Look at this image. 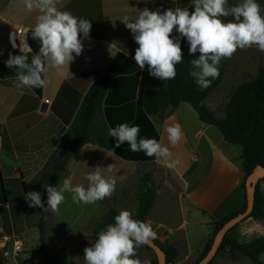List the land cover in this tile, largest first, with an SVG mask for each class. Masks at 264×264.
<instances>
[{
  "label": "crops",
  "instance_id": "0c3cea01",
  "mask_svg": "<svg viewBox=\"0 0 264 264\" xmlns=\"http://www.w3.org/2000/svg\"><path fill=\"white\" fill-rule=\"evenodd\" d=\"M187 1L190 0H57L58 10L90 20V39L83 41L84 50L80 56L73 54L69 68L66 65L61 71L49 69L43 88H17V77L0 80L1 193L2 179L21 178L27 184L47 167L49 157L74 120L85 93L98 74L105 71L110 73L111 84L102 104V116L100 112L95 114V118H99L95 126L106 138L102 139L105 143H116L115 138L108 136L106 127L132 124L144 71L132 58L138 45L121 22L126 16L135 21L138 11L144 8L163 11L175 9L179 3L183 7ZM40 14L37 9L26 10L23 0H3L0 22L6 25V30L0 38V49L12 50L6 39L12 27L26 30V43L30 47L28 34ZM19 45L20 51L33 55L24 41ZM42 103L46 104L44 112H40ZM168 110L162 119L158 114L148 117L158 132V141L172 154L169 158L147 157L143 152L128 150V146L117 148L115 143L111 149L85 144L77 151L60 175L57 187L63 179L70 178L73 186L87 188L89 182L85 176L99 171L106 179L114 180L115 191L92 206L81 204L64 225H58L53 212L47 211L45 222L53 227V231L47 227L49 234H60L61 240L65 236L88 240L93 227L109 208L115 209L117 214L127 210L134 218L138 179L150 173L156 182L152 174L155 168L172 174L177 188L156 182L160 189L146 223L154 231L155 239L174 246L177 251L175 264H181L184 257L191 255L193 241L198 239L197 235L193 237L194 230L205 229L198 239L203 245V237H208L211 223L242 207L241 151L235 153L215 127L198 119L189 104L182 103ZM174 124H179L182 130V139L175 146L168 141L166 132L167 127ZM108 165H114L113 172L104 169ZM70 198L71 193L66 192L65 199Z\"/></svg>",
  "mask_w": 264,
  "mask_h": 264
},
{
  "label": "clouds",
  "instance_id": "9594fccd",
  "mask_svg": "<svg viewBox=\"0 0 264 264\" xmlns=\"http://www.w3.org/2000/svg\"><path fill=\"white\" fill-rule=\"evenodd\" d=\"M57 0H23L29 12L37 9L41 14L31 31L33 40L40 42L39 51L32 55H12L9 53L5 65L17 75V88H43L49 69L61 71L73 61L75 54L80 56L84 50L83 41L90 39L92 24L90 20L76 17L69 11L58 10ZM189 7L194 11H189ZM189 7L151 11L148 8L138 11L135 21L126 16L121 22L131 31L138 45L132 57L139 69L147 66L153 78L162 81L174 79L176 65L182 62L181 41L188 45V54L199 53L198 58L190 60V77L200 90L211 87L220 75L222 59L231 58L238 49L253 46L264 51V9L257 0H238L233 6L229 0H190ZM223 17H231L225 22ZM10 34L12 47L16 48V39ZM24 46L31 51L23 36ZM21 50V46H20ZM140 126L121 123L110 127L108 136L115 138V147L128 145L132 152H143L147 157L169 158L172 154L155 138L140 137ZM171 145H177L182 139L179 124L166 129ZM139 137V138H138ZM106 169L113 172L114 165ZM89 186H73L70 178L62 184L44 186L47 193V207H44L41 193L30 191L24 200L33 208L57 212L65 201V193H71V199L77 206L93 205L110 197L115 191V182L106 179L99 171L85 176ZM113 223L97 234L95 243L84 249L83 264H140L133 259L135 249L149 244L155 239V233L145 222L135 220L127 210H122L113 218Z\"/></svg>",
  "mask_w": 264,
  "mask_h": 264
},
{
  "label": "trees",
  "instance_id": "16d2710c",
  "mask_svg": "<svg viewBox=\"0 0 264 264\" xmlns=\"http://www.w3.org/2000/svg\"><path fill=\"white\" fill-rule=\"evenodd\" d=\"M189 11H194V9L189 7ZM28 40L33 54L37 53L40 42L32 39L31 32L28 34ZM181 51L182 62L175 66L176 76L174 79L162 81L158 78H153L149 75L147 66L145 67L136 102V114L131 125L140 126V137L158 140V132L151 124L148 116L158 114L159 118L162 119L164 110L167 108L173 110L180 104L186 103L195 111L201 122L213 126L219 131L225 143L239 146L241 149L243 180L240 188L243 191L242 207L211 223L213 226L212 236L206 241L199 257L192 263L196 264L210 249L213 237L218 230L227 221L244 212L246 209L245 181L257 166L264 168V67L258 68L253 80L240 84L232 92L225 106L223 117L216 118L215 113L207 107L206 101L210 94L221 84L229 58L222 59L219 66L220 75L212 82L211 87L200 90L189 75L191 70L190 60L198 58L200 54L189 55L188 45L184 41H181ZM9 53L12 55H27L29 61L32 57V54L18 50L6 51L0 49V80L17 77L16 73L5 65ZM110 84V73L108 71L100 72L85 93L74 120L66 130L58 148L49 157L47 167L37 176L41 183L39 192L45 208L47 207V193L44 186H57L60 175L64 172L68 161L79 149L85 144H94L109 149L113 147L114 141L111 144H107L102 139L90 134L95 114L100 112L102 116V104ZM104 125L106 126L105 122ZM106 130L108 131L109 128L106 127ZM1 136L2 132L0 129ZM122 146L128 145L125 143ZM49 165L52 167L51 171H47ZM37 178L27 184L21 178L2 179L4 197L0 189V226L5 236L19 235L25 230L27 212L31 207L23 197L30 192L29 187L35 183ZM159 189V184L154 181L150 173H144L139 177L135 194L137 201L135 220L146 223ZM37 213L39 215L37 222L38 251L43 258V264H49L50 259H48L45 251V216L47 211L37 207ZM116 215H118L116 210L109 208L103 219L95 224L92 234L93 243H95L97 234L105 229L107 225L114 222L113 218ZM249 217L253 220L264 219V197L258 185H256L254 194L253 210ZM236 227L237 225L234 228ZM234 228L225 235L215 257L221 253H226L231 261H236L242 256L248 259L251 264H264L260 259L261 254L264 253V236L241 243L231 235ZM152 241L164 252L166 263L175 264L177 251L174 246L168 243H161L157 239ZM143 247L151 250L145 245ZM213 261L214 259L209 264H213ZM0 264H3L1 257ZM151 264H157L156 257L153 258Z\"/></svg>",
  "mask_w": 264,
  "mask_h": 264
},
{
  "label": "rangeland",
  "instance_id": "374dc122",
  "mask_svg": "<svg viewBox=\"0 0 264 264\" xmlns=\"http://www.w3.org/2000/svg\"><path fill=\"white\" fill-rule=\"evenodd\" d=\"M3 0H0V5ZM238 0H229V5H235ZM257 3L260 4L261 8L264 9V0H257ZM190 4V1L183 3V7ZM182 3H179V7ZM225 22L231 20V17H223ZM6 30V25L0 22V38L3 36V32ZM260 67H264V51H260L258 47L253 46L247 49H238L231 58H229L225 73L219 87L212 93L207 99V105L209 109H211L216 118H222L224 115V109L226 104L228 103L232 92L242 83L249 82L253 80L257 74V70ZM169 108L163 111V115L168 112ZM98 113V112H97ZM96 113V116H97ZM99 122V118H95L92 122V128L90 134L94 137L105 139L104 136L101 135V132L95 126ZM231 149L240 154L239 146L230 145ZM52 167L49 165L47 171H51ZM152 174L154 175L156 182L162 185L170 186L171 188H177V182L172 174L166 172L162 169H152ZM264 179V178H262ZM260 179L257 183L259 190L261 191L264 197V180ZM30 191H40L41 183L37 178L35 183L29 187ZM173 196V195H172ZM118 200V199H117ZM92 206V205H89ZM118 207V204H115ZM80 208L72 202V199H65L63 202V206L59 207L57 212H53L54 220L58 222V225H64L67 221L70 220L71 214H75V212ZM119 208V207H118ZM120 210V208H119ZM65 213H68L67 216ZM120 213V211H119ZM131 213V212H130ZM48 216V215H47ZM46 216V218H47ZM38 213L37 208L31 207L27 212L26 221H25V230L19 235H13L12 237L5 236L2 233V229L0 226V257L2 259L3 264H43V258L38 251V230H37V222H38ZM49 221V220H48ZM98 223V222H97ZM47 224V223H46ZM48 229L53 231L52 224L50 223L46 225L45 229V251L50 259L49 264H83L84 257V249L90 247L93 244L92 234L88 240H81L77 237H64V240H61L60 234L48 233ZM95 227V226H94ZM93 227V229H94ZM208 237H203V245H200L199 242V234L202 232L204 234L205 229L194 230V238L197 235L196 239L193 241L195 244L192 248V253L188 258L182 259L181 264H192L199 257L206 241L212 236L213 226L210 224ZM232 236H234L239 242H249L254 238L264 236V219L262 220H253L248 217L243 220L241 223L237 225L236 228L233 229ZM6 237L7 240L2 239ZM13 237H18L23 243V249L18 254H12V241ZM192 237V238H193ZM197 242V244H196ZM4 246V248H1ZM203 246V247H202ZM7 251V256H4V252ZM155 257L153 251L146 249L141 246L135 249V256L133 259L139 260L140 264H151V261ZM260 259L264 262V253L261 254ZM213 264H251L248 259L244 257H239L236 261H231L226 253H221L217 257L214 258Z\"/></svg>",
  "mask_w": 264,
  "mask_h": 264
},
{
  "label": "water",
  "instance_id": "95a60500",
  "mask_svg": "<svg viewBox=\"0 0 264 264\" xmlns=\"http://www.w3.org/2000/svg\"><path fill=\"white\" fill-rule=\"evenodd\" d=\"M46 108V104L42 103L40 112H44ZM264 178V168L261 166H257L252 173L247 177L245 181V199H246V209L244 212L236 215L229 221H227L215 234L213 237L212 244L210 249L206 253V255L196 264H209L216 256V253L225 237V235L236 225L241 223L243 220L248 218L253 210L254 205V194L256 190V185L260 179ZM4 197V192L2 193ZM148 248H150L155 257L157 264H167L165 259V254L161 250L159 246H157L153 241L149 244H146Z\"/></svg>",
  "mask_w": 264,
  "mask_h": 264
},
{
  "label": "built area",
  "instance_id": "2783aa9c",
  "mask_svg": "<svg viewBox=\"0 0 264 264\" xmlns=\"http://www.w3.org/2000/svg\"><path fill=\"white\" fill-rule=\"evenodd\" d=\"M10 34H15L17 37L21 34V38H20V40L17 38L16 39V44H17V47L16 48H13L12 47V43L10 42ZM27 36V32H26V30L24 29V28H22V27H12V28H10L8 31H7V33H6V39H7V42L9 43V45H10V47H11V49L12 50H18V51H20V45H19V43L20 42H23L24 40H23V36ZM22 50V49H21ZM22 52V51H21ZM14 239H13V241H12V250H11V252H12V254H18V253H20L21 251H22V249H23V243H22V241L18 238V237H13ZM2 239H5V240H7V238L6 237H3ZM8 241V240H7ZM1 248H4V246H2ZM4 254V256H7V251L6 252H4L3 253Z\"/></svg>",
  "mask_w": 264,
  "mask_h": 264
}]
</instances>
